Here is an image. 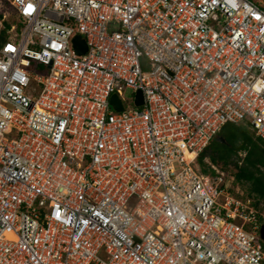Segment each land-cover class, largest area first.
<instances>
[{"label":"built area","instance_id":"2783aa9c","mask_svg":"<svg viewBox=\"0 0 264 264\" xmlns=\"http://www.w3.org/2000/svg\"><path fill=\"white\" fill-rule=\"evenodd\" d=\"M1 38L0 264H264L237 167L199 161L226 123L264 139L260 4L0 0Z\"/></svg>","mask_w":264,"mask_h":264},{"label":"trees","instance_id":"16d2710c","mask_svg":"<svg viewBox=\"0 0 264 264\" xmlns=\"http://www.w3.org/2000/svg\"><path fill=\"white\" fill-rule=\"evenodd\" d=\"M249 128L248 122L226 123L209 148L200 154L199 161L205 167V157L210 150V159L213 162L226 166L234 164L237 167L234 174L235 183H247L248 197L254 198L253 203L257 205L259 201L264 200V139L256 136ZM240 151L246 152L243 158L239 156ZM233 194L242 199L247 197L236 192Z\"/></svg>","mask_w":264,"mask_h":264},{"label":"rangeland","instance_id":"374dc122","mask_svg":"<svg viewBox=\"0 0 264 264\" xmlns=\"http://www.w3.org/2000/svg\"><path fill=\"white\" fill-rule=\"evenodd\" d=\"M256 1L258 4H260L263 8H264V0H254ZM8 25V24H7ZM9 26V25H8ZM3 38L0 39V41L2 40ZM38 69L39 68H33L32 70L35 71V72H38ZM133 91L131 89H127L125 91V96L128 97V98H132L133 96ZM251 130V127L249 128ZM252 131V130H251ZM252 133H254L252 131ZM255 134V133H254ZM212 154V151L208 150L207 151V156H206V160H211L210 159V156ZM212 161V160H211ZM207 162V161H206ZM220 165L222 167L225 168V171H226V174H227V177L229 178V176L232 177V174H234L235 172V167H230L229 166H226V165H222V163H220ZM220 166V167H221ZM236 181H234V179H231L230 180V185H232V191L233 192H236L237 194L239 195H243V196H247L248 197V190H249V187H248V184L247 183H235ZM246 197V198H247ZM251 198V197H249ZM252 200H254V198H251ZM257 206L261 209V212H264V200H261L259 201V203L257 204ZM100 256H102L103 258L106 257V253H105V249L100 253Z\"/></svg>","mask_w":264,"mask_h":264},{"label":"water","instance_id":"95a60500","mask_svg":"<svg viewBox=\"0 0 264 264\" xmlns=\"http://www.w3.org/2000/svg\"><path fill=\"white\" fill-rule=\"evenodd\" d=\"M74 44H75V46L77 48V51L79 53H83L84 51L87 50V43H86L85 39L82 37L81 34H77L74 37ZM143 102H144L143 93H142L141 90H139L137 92V95H136V104L137 105H141V104H143ZM111 104L116 109H119V110L124 109L123 103L120 100V98H119L117 93L112 94V96H111ZM261 234H262V237H264V224L262 225Z\"/></svg>","mask_w":264,"mask_h":264}]
</instances>
